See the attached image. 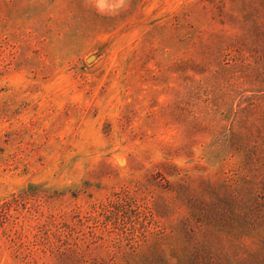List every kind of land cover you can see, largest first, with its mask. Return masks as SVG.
<instances>
[{"label":"rangeland","instance_id":"1","mask_svg":"<svg viewBox=\"0 0 264 264\" xmlns=\"http://www.w3.org/2000/svg\"><path fill=\"white\" fill-rule=\"evenodd\" d=\"M0 264H264V0H0Z\"/></svg>","mask_w":264,"mask_h":264}]
</instances>
